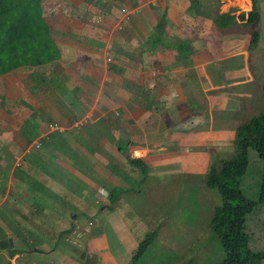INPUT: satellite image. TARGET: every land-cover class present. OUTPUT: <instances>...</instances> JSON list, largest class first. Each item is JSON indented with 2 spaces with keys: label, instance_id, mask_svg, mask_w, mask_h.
Listing matches in <instances>:
<instances>
[{
  "label": "crops",
  "instance_id": "crops-1",
  "mask_svg": "<svg viewBox=\"0 0 264 264\" xmlns=\"http://www.w3.org/2000/svg\"><path fill=\"white\" fill-rule=\"evenodd\" d=\"M39 8L54 54L0 75V264H75L90 253L118 264L104 234L78 228L79 215L126 218L131 255L152 219L127 159L161 183L158 193L145 187L156 205L165 176L202 172L195 151L228 130L210 94H229L245 76L230 59L246 57L218 53L217 18L207 16L229 12L219 0H39ZM202 31L211 37L204 48ZM219 74L228 88L215 83ZM112 189L122 190L113 204Z\"/></svg>",
  "mask_w": 264,
  "mask_h": 264
},
{
  "label": "rangeland",
  "instance_id": "rangeland-1",
  "mask_svg": "<svg viewBox=\"0 0 264 264\" xmlns=\"http://www.w3.org/2000/svg\"><path fill=\"white\" fill-rule=\"evenodd\" d=\"M255 4L259 13V20L256 27L252 28L240 18V15L244 14L246 19L247 14L252 10L251 0H247L246 3L240 0H219V11L224 12L229 9L234 19L230 25L218 29L219 45H216L219 48H217L218 53L219 55L243 53L246 57L245 61L242 59L240 61L237 56L234 60L230 59L234 68L242 67L245 69L244 77L240 76L231 80L233 86L229 87L233 88H228L226 85L225 87L222 86L223 75L219 74L218 78L213 77L216 84L221 85L223 89L228 88L230 90L228 94L220 88V91L213 93L212 96L210 94L214 107L212 115L217 118L218 123L228 121L225 123L228 124V130H218V134L222 135L221 139H218L217 135H213L215 140L210 141L205 138L202 147L197 148L199 151H195L203 154L202 167L205 166V168L201 169L202 172L185 173L184 176H181L183 177L181 182L171 181L172 176H165L166 188L161 191V194H164L160 200L161 205L155 204L157 201L154 195L145 198V187L151 185L154 190V186L161 183L153 181L147 175L143 177L142 174H139L144 181L140 182L139 188H136L145 205L141 210L143 211L147 207L151 212L147 215L148 218L152 219L149 231L156 229L158 225L159 227L157 228L156 240L137 257L135 264H218L223 260L224 254L219 239L209 230V222L214 207L220 204V198L217 192L206 189L204 180L212 161L233 156V139L236 129L248 119L264 113V0H255ZM214 17L219 18V20L223 19L221 13L207 16L209 21ZM253 30L258 32V42L256 46L248 50L250 48V34ZM208 33L209 31L201 33L199 46L203 48L207 45L210 46L211 37ZM239 75H242L241 72ZM217 96L219 98H216ZM206 111L203 110L202 115ZM205 163L207 164L205 165ZM261 168L262 163L256 153L250 151L249 167L240 185L241 191L249 199H257ZM144 183L145 185H143ZM168 183H170V189H168ZM173 187H176L179 192L176 191L178 192H175L177 196L174 194L171 197L172 194L170 195V193L173 192ZM154 192L158 193L157 190ZM247 218L244 226V231L248 236L247 248L254 253L264 254V206L256 208ZM89 221L93 222V225H88ZM76 225L81 231L92 234L91 236L100 234L102 237L104 234L105 239L110 242V255L118 259V264L133 263V257L138 253V244H136L131 255L126 253L132 241L129 237L131 222L128 229L126 218L121 220L116 213L108 217H101L100 212L83 213L79 215ZM83 240L78 238V241ZM114 240L118 242L113 244ZM116 248L117 250L121 248L123 253L119 255L120 253ZM124 254H126L125 259L122 258ZM74 262L75 264H113L105 263L101 256L92 253L76 257ZM260 264H264V259Z\"/></svg>",
  "mask_w": 264,
  "mask_h": 264
},
{
  "label": "trees",
  "instance_id": "trees-1",
  "mask_svg": "<svg viewBox=\"0 0 264 264\" xmlns=\"http://www.w3.org/2000/svg\"><path fill=\"white\" fill-rule=\"evenodd\" d=\"M251 3L252 10L246 19L244 14L240 18L247 26L255 28L259 13L255 0H251ZM233 19L229 12L223 14V19L213 21L223 27L230 25ZM258 36L257 31L251 32L248 50L256 46ZM53 54L49 35L41 18L39 0H0V75L20 66L43 64ZM233 144V156L212 161L205 176L206 189L217 192L220 198V204L214 207L209 230L218 237L224 254L223 260L218 264H260L264 254L254 253L247 248L248 236L244 226L247 216L259 206H264V113L239 126L235 131ZM250 151H254L262 163L256 200L247 198L240 189L249 167ZM127 161L146 177V164L140 159L128 158ZM121 193L120 189L109 191L110 203L113 204ZM157 228L148 231L138 244V253L133 257L132 264L156 240Z\"/></svg>",
  "mask_w": 264,
  "mask_h": 264
}]
</instances>
